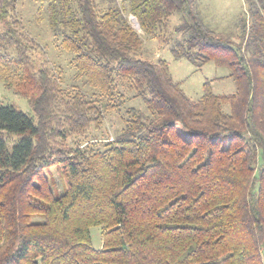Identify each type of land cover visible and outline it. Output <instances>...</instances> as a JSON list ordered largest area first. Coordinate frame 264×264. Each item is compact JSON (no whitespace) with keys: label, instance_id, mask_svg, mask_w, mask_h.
<instances>
[{"label":"trees","instance_id":"1","mask_svg":"<svg viewBox=\"0 0 264 264\" xmlns=\"http://www.w3.org/2000/svg\"><path fill=\"white\" fill-rule=\"evenodd\" d=\"M126 1L102 13L95 0L49 5L78 77L110 96L126 83L147 111L130 108L116 139L94 148L65 141L100 127L102 106L77 92L57 108L9 21L17 0H0V50L15 55L0 63L19 67L14 84L34 114L0 103V264H264V0H245L238 43L210 29L194 0ZM127 10L153 37L180 13L173 56L228 67L235 92L216 94L207 80L189 97L166 60L138 56Z\"/></svg>","mask_w":264,"mask_h":264},{"label":"rangeland","instance_id":"2","mask_svg":"<svg viewBox=\"0 0 264 264\" xmlns=\"http://www.w3.org/2000/svg\"><path fill=\"white\" fill-rule=\"evenodd\" d=\"M52 0H17L12 18L16 20L13 27L17 30L22 44H26L28 50V62L32 65L34 73L42 69L49 76L50 84L56 89L59 97L57 108L62 109L60 101L71 99L80 92L87 99L97 101L103 109V119L100 127L89 125L85 130L70 134L65 141L67 146L74 147L77 144L86 146L93 144L94 148H103L125 128L130 114V108L138 109L146 113L144 102L135 97L134 91L128 88L126 83H119L113 96L100 92L88 85L84 78L78 77L73 65L75 54L65 50L62 45V36L54 32L49 23V5ZM96 10L102 13L114 5L126 7V0H95ZM196 11L200 14L203 22L215 33L239 42L241 33L240 19L247 15L245 0H194ZM128 19L134 16L127 10ZM182 21L180 13H174L167 21L166 26L160 31V37L148 36L139 28L142 45L138 56L150 61L164 59L168 62L171 74L176 81L181 82L185 93L198 99L203 94V85L207 80L212 81V90L216 94H230L236 90L235 82L229 77V69L209 62L202 67H197L186 59H176L171 49L183 39V35L176 31ZM2 29V25L0 26ZM0 54L8 58H15L10 49L0 50ZM17 65L7 62L0 63V103L12 104L22 111L34 115L27 98L17 93L15 78L19 74ZM11 83L12 86L8 84ZM64 98L60 100V98ZM227 108V106H225ZM182 135L185 132L177 128ZM48 175L57 184H60V176L56 167L46 169ZM103 227L91 228L92 243L95 248L102 245Z\"/></svg>","mask_w":264,"mask_h":264},{"label":"water","instance_id":"3","mask_svg":"<svg viewBox=\"0 0 264 264\" xmlns=\"http://www.w3.org/2000/svg\"><path fill=\"white\" fill-rule=\"evenodd\" d=\"M131 21H132V25L134 28H136V29L140 28V24L135 17L131 18Z\"/></svg>","mask_w":264,"mask_h":264}]
</instances>
